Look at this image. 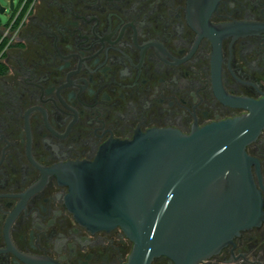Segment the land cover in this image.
<instances>
[{"label": "flooded vegetation", "instance_id": "af4514ba", "mask_svg": "<svg viewBox=\"0 0 264 264\" xmlns=\"http://www.w3.org/2000/svg\"><path fill=\"white\" fill-rule=\"evenodd\" d=\"M239 99L264 100V0H37L0 24V264H126L132 241L82 225L63 174L249 115ZM247 152L264 197V128ZM205 264H264V221Z\"/></svg>", "mask_w": 264, "mask_h": 264}, {"label": "water", "instance_id": "95a60500", "mask_svg": "<svg viewBox=\"0 0 264 264\" xmlns=\"http://www.w3.org/2000/svg\"><path fill=\"white\" fill-rule=\"evenodd\" d=\"M239 102L249 115L190 134L153 128L133 140H112L95 161L72 165L62 180L76 219L92 231L120 227L133 243L126 264L160 257L205 264L242 231L260 226L264 197L247 145L264 128V100Z\"/></svg>", "mask_w": 264, "mask_h": 264}, {"label": "built area", "instance_id": "2783aa9c", "mask_svg": "<svg viewBox=\"0 0 264 264\" xmlns=\"http://www.w3.org/2000/svg\"><path fill=\"white\" fill-rule=\"evenodd\" d=\"M37 0H19V3L16 4V0L14 2V16L12 17L9 24H7L8 28H10L20 17L26 18V16L30 13L32 7L36 3ZM11 3V0H10Z\"/></svg>", "mask_w": 264, "mask_h": 264}, {"label": "rangeland", "instance_id": "374dc122", "mask_svg": "<svg viewBox=\"0 0 264 264\" xmlns=\"http://www.w3.org/2000/svg\"><path fill=\"white\" fill-rule=\"evenodd\" d=\"M19 3V0H16V4ZM6 7V11L4 13L0 12V24L1 26H5L10 23L12 17L14 16V11L10 7V0H0V7Z\"/></svg>", "mask_w": 264, "mask_h": 264}]
</instances>
